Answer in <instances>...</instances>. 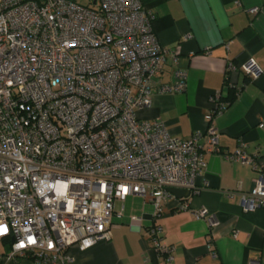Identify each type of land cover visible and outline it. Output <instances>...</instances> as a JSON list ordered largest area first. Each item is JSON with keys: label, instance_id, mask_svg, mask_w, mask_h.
Listing matches in <instances>:
<instances>
[{"label": "built area", "instance_id": "1", "mask_svg": "<svg viewBox=\"0 0 264 264\" xmlns=\"http://www.w3.org/2000/svg\"><path fill=\"white\" fill-rule=\"evenodd\" d=\"M89 2L0 0V226L7 229L0 239L11 240L2 264L30 257L74 264L68 249L109 241L116 203L129 195L149 198L150 241L162 264H172L175 250L158 222L168 202L183 199L169 190L198 193L205 156L222 154L213 121L229 103L220 94L211 98L210 126L189 139L138 116L154 94L187 89L179 68L173 83L163 81L179 54L158 41L154 13L141 0ZM236 70L253 80L262 73L254 59L228 63V73ZM247 146L240 138L224 157L258 173L243 195L254 211L264 209V156ZM195 216L208 218L211 230L219 225L206 209Z\"/></svg>", "mask_w": 264, "mask_h": 264}, {"label": "crops", "instance_id": "2", "mask_svg": "<svg viewBox=\"0 0 264 264\" xmlns=\"http://www.w3.org/2000/svg\"><path fill=\"white\" fill-rule=\"evenodd\" d=\"M141 2L155 15L153 28L160 44L179 54L178 66L169 60L164 67L163 81L173 83L176 68L186 71L188 79L182 94H154L152 105L140 110L139 118L160 119L173 136L189 139L210 126L214 95L229 103L213 121L220 131L222 154L205 156L207 167L197 178L200 191L168 202L158 222L164 230L163 243L175 250L172 264H264V209L246 211L248 203L243 200L258 173L224 157L238 149L240 138L248 144L249 154L264 156V129L259 127L264 122V0ZM250 59L262 70L258 79L240 70L228 73V63L241 66ZM203 209L219 222L215 229L208 218H196ZM153 225L149 198L129 195L116 203L109 241L87 250L74 245L68 253L74 264H162L149 237ZM1 241L0 256L11 244L10 238ZM13 264L36 262L30 257Z\"/></svg>", "mask_w": 264, "mask_h": 264}, {"label": "water", "instance_id": "3", "mask_svg": "<svg viewBox=\"0 0 264 264\" xmlns=\"http://www.w3.org/2000/svg\"><path fill=\"white\" fill-rule=\"evenodd\" d=\"M177 199H188L191 196V192L183 189L171 188L169 190Z\"/></svg>", "mask_w": 264, "mask_h": 264}, {"label": "rangeland", "instance_id": "4", "mask_svg": "<svg viewBox=\"0 0 264 264\" xmlns=\"http://www.w3.org/2000/svg\"><path fill=\"white\" fill-rule=\"evenodd\" d=\"M79 2L81 4H83V5H85V6H90L91 5L89 0H79ZM91 7H95V6H91ZM0 250H2V241H1V239H0Z\"/></svg>", "mask_w": 264, "mask_h": 264}, {"label": "snow or ice", "instance_id": "5", "mask_svg": "<svg viewBox=\"0 0 264 264\" xmlns=\"http://www.w3.org/2000/svg\"><path fill=\"white\" fill-rule=\"evenodd\" d=\"M7 229L5 228V227H3V226H0V232H4V231H6Z\"/></svg>", "mask_w": 264, "mask_h": 264}]
</instances>
